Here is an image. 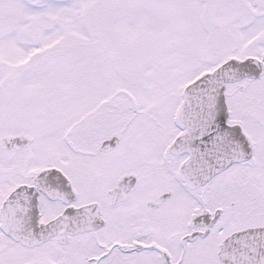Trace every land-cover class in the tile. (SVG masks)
<instances>
[{"label":"snow or ice","instance_id":"snow-or-ice-1","mask_svg":"<svg viewBox=\"0 0 264 264\" xmlns=\"http://www.w3.org/2000/svg\"><path fill=\"white\" fill-rule=\"evenodd\" d=\"M0 264H264V0H0Z\"/></svg>","mask_w":264,"mask_h":264}]
</instances>
